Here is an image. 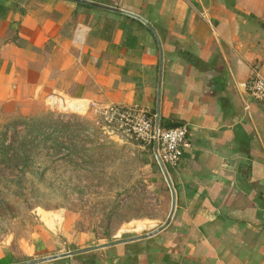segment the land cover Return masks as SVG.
<instances>
[{"label":"crops","instance_id":"0c3cea01","mask_svg":"<svg viewBox=\"0 0 264 264\" xmlns=\"http://www.w3.org/2000/svg\"><path fill=\"white\" fill-rule=\"evenodd\" d=\"M87 1L141 17L161 53L145 25L119 13L0 0V120L58 93L143 109L154 125L158 111L160 130L186 125L181 164L167 168L174 214L158 234L111 246L119 240L42 223L0 246V264H264V101L246 91L252 67L264 77V0Z\"/></svg>","mask_w":264,"mask_h":264},{"label":"rangeland","instance_id":"374dc122","mask_svg":"<svg viewBox=\"0 0 264 264\" xmlns=\"http://www.w3.org/2000/svg\"><path fill=\"white\" fill-rule=\"evenodd\" d=\"M52 96L0 120V246L42 223L94 243L160 227L169 205L154 143L108 124L105 106Z\"/></svg>","mask_w":264,"mask_h":264},{"label":"built area","instance_id":"2783aa9c","mask_svg":"<svg viewBox=\"0 0 264 264\" xmlns=\"http://www.w3.org/2000/svg\"><path fill=\"white\" fill-rule=\"evenodd\" d=\"M249 97L264 101V77L259 68L252 67L246 83ZM49 97L47 100L53 99ZM104 120L118 129L130 132L136 139L150 144L156 140L158 155L164 166L176 170L181 164L184 150L188 147V127L184 124L158 131L155 137L154 117L143 109H121L106 106Z\"/></svg>","mask_w":264,"mask_h":264},{"label":"water","instance_id":"95a60500","mask_svg":"<svg viewBox=\"0 0 264 264\" xmlns=\"http://www.w3.org/2000/svg\"><path fill=\"white\" fill-rule=\"evenodd\" d=\"M69 1L81 4V5H84V6H89V7H93V8H97V9H101V10H105V11H109V12L119 13L121 15H125V16H128V17H131V18H134V19L138 20L139 22H141L143 25H145L153 33V35L156 38V41H157V44H158V47H159V51L161 53L160 43L158 41V38H157V36L155 34L154 29L146 21H144L141 17H139L137 15H134V14H132L130 12L121 10V9H119L117 7L104 6V5L96 4V3H93V2H90V1H87V0H69ZM160 72H161V66H160ZM158 97H159V93H158ZM157 104L159 106V98L157 100ZM158 120H159V115H158V111H157V114H156V117H155V130H154L155 131V137H157L158 131H159ZM156 143L157 142L155 140L154 141V156H155V160H156V163H157V165L159 167L161 175H162L164 181L167 184V187H168V189L170 191V195H171L170 209H169V212L167 214L166 221L160 227L154 229L150 233H147V234L141 235V236H134V237H130V238H127V239L119 240V241H116L114 243H108V244H106L104 246H111L112 244L133 242V241H137V240L144 239V238H150V237L158 234L162 230H164L169 225V223L171 222V219L173 217L174 210H175L176 196H175V191H174V188H173L172 181H171V178L169 176V173H168L166 167L164 166L163 162L161 161V159H160V157L158 155L157 144ZM99 248L100 247L98 246V247L89 248V249H86V250H83V251H79V252L91 251V250H96V249H99ZM72 254H75V253L62 254V255H59V256H54V257H50V258L40 259V260L35 261L34 263H41V262H45V261H48V260L63 258L65 256L72 255Z\"/></svg>","mask_w":264,"mask_h":264},{"label":"trees","instance_id":"16d2710c","mask_svg":"<svg viewBox=\"0 0 264 264\" xmlns=\"http://www.w3.org/2000/svg\"><path fill=\"white\" fill-rule=\"evenodd\" d=\"M172 127H175V126H172ZM172 127H170V128H172ZM161 130H163V129H161Z\"/></svg>","mask_w":264,"mask_h":264}]
</instances>
